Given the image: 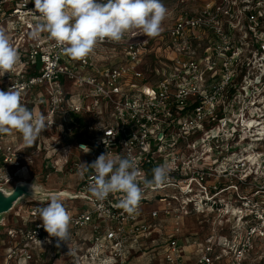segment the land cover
Masks as SVG:
<instances>
[{
  "label": "built area",
  "instance_id": "2783aa9c",
  "mask_svg": "<svg viewBox=\"0 0 264 264\" xmlns=\"http://www.w3.org/2000/svg\"><path fill=\"white\" fill-rule=\"evenodd\" d=\"M34 10V0H0V28L20 54L19 64L0 77V90L16 86L24 106L55 121L49 129L57 138L42 147L49 157L44 168L71 171L80 181L77 191L59 190L72 193L60 197L71 214L68 242L57 246L41 226L36 209L49 200H30V226L5 232L0 264H139L130 256L142 252L162 225L172 232L162 246L164 264H186L184 242L196 249L194 264L251 263L256 242L264 240V151L242 154L239 142L241 132L247 145L264 143V103L258 104L264 97V0H174L162 59L167 69L157 70L154 82L146 79L151 38L142 32L97 45L117 47L120 63L110 62L116 56L101 62L94 52L73 60L48 33L30 37L38 22ZM13 138L0 136V187L9 184L10 169L20 166ZM38 140L26 148H36ZM80 145L91 151L82 152ZM107 151L135 158L141 187L154 168L168 169L166 184L145 190L138 214L117 207L122 193L101 202L88 192L92 173L81 176L80 164ZM226 176L242 188L231 186V199H216L228 189L221 184ZM192 210L216 213L218 220L227 215L230 236L213 230L202 241H182ZM256 254L264 262V250Z\"/></svg>",
  "mask_w": 264,
  "mask_h": 264
},
{
  "label": "clouds",
  "instance_id": "9594fccd",
  "mask_svg": "<svg viewBox=\"0 0 264 264\" xmlns=\"http://www.w3.org/2000/svg\"><path fill=\"white\" fill-rule=\"evenodd\" d=\"M38 22L29 35L37 40L42 33L54 40L62 54L73 60H83L91 55L96 46L104 41L121 42L126 33L140 30L149 38L158 37L163 31V22L168 9L161 0H34ZM20 54L11 43L7 32L0 28V77L11 73L19 64ZM21 91L10 87L0 90V136L18 132L25 146H33L41 134L55 121L44 114L36 115L21 102ZM105 142V141H104ZM84 153L91 149L80 145ZM80 175L90 171L88 192L96 201H104L110 194L122 193L117 204L128 215L138 214L146 189L168 182L166 166L152 170L151 180L145 179L143 187L138 177L141 172L130 154L126 157L102 153L91 164L81 162ZM32 195H36L32 191ZM46 206L36 209L42 227L49 238L68 242L71 214L57 195H51ZM51 242V239H49Z\"/></svg>",
  "mask_w": 264,
  "mask_h": 264
},
{
  "label": "rangeland",
  "instance_id": "374dc122",
  "mask_svg": "<svg viewBox=\"0 0 264 264\" xmlns=\"http://www.w3.org/2000/svg\"><path fill=\"white\" fill-rule=\"evenodd\" d=\"M101 2H104V0H101ZM163 5L168 9V15L167 18L163 22V31L162 33L155 38H151L150 41V52L148 53V56L145 57V62L147 63V66H149V71L146 73V79L148 82H154L156 80V77L158 76L157 70L162 73V71L167 69V65L163 64V56L165 55V58L167 56V53L164 54V48L168 42V33L167 30L172 24V17L171 14L172 6L174 3V0H161ZM134 31H140V30H132L129 31V33H132ZM94 53L99 58V61H110L112 56H116L114 58H111V61L113 64L120 63L124 60L123 56H119L117 54V47L112 46H96ZM116 53V54H115ZM108 62V63H110ZM261 90L264 91V88ZM264 94V93H263ZM258 104L261 105L264 103V97H259ZM34 113L38 112L39 109L32 110ZM260 116L263 115V113H259ZM86 121L88 122L89 119L86 117ZM255 132L253 135L258 133L260 128L254 129ZM240 136V152L242 154H246L247 152L251 153L252 150L259 149V151H264V143L257 144L255 143L257 140L250 138L251 140H256L255 142H251V145H247V138L246 133H241ZM257 135V134H256ZM8 138H13L12 135H8ZM57 138V133L53 131L52 129L45 130L41 136L39 137L38 146L36 148H26L22 142V138L20 134L15 135L13 138L14 141H16V147L20 150L21 155H19L16 159L20 163L19 167H14L10 169L11 176H7L10 180L9 184H6L8 187H12L16 185V183L25 181H35L38 184L42 185L47 190H62L67 189L68 191H77V184L80 181V177L69 172L64 173H55L50 172L47 169L44 168V161L48 159L49 157L46 156V151L42 150L43 143L49 144L50 142L55 141ZM252 140V141H253ZM41 143L40 147L39 144ZM46 144V145H47ZM246 149V150H245ZM50 155V153H48ZM262 158V157H261ZM261 158H259L261 161ZM261 164V165H260ZM259 166L263 169V162L259 163ZM217 177V176H216ZM217 181H211V185H216ZM221 184L225 185V187H228L227 190H225L224 193L219 195L218 197H215L216 199H225L229 200L232 198V196L235 194L234 189L230 188L231 186L239 185L242 188V185L238 183L237 180L232 179L230 176L223 177L221 179ZM4 186V185H3ZM239 187V189H241ZM247 192V190H245ZM243 191H240V193H245ZM199 198V196H197ZM78 204V201L76 202ZM28 203L26 201L21 202L17 204L15 207H13L7 214H4V220L0 225V231L6 232L9 229H14L15 231L25 230L30 225L26 221V215L25 210L28 207ZM148 206L146 209H149ZM192 210V213H190L188 216H186V219L184 220V225L182 229V241L186 239H199L203 240L204 237H206L208 234L213 232V230L217 231L222 236L229 235L230 233V227L233 225L232 220H227L228 216H224L223 219H217L216 213L211 214H201L197 213L196 211ZM225 215V214H224ZM171 226L168 225H162V227L158 228L157 230H152L151 235L149 236V239L143 243V251L139 252L135 255L130 256V261H133V263H139V264H164L162 262V246H164L165 239L169 237L171 234ZM5 235V234H4ZM185 246L183 258L186 264H194L195 258H196V249L194 246L192 247H186L185 242L182 244ZM260 249V250H259ZM261 250H264V240H259L256 242V248H255V255H253L251 258H253V261L249 264H264V262H260L259 260V254H256L257 252H260ZM154 251V252H153ZM69 257V256H68ZM260 262V263H259ZM50 264V263H49ZM63 264H66L64 261Z\"/></svg>",
  "mask_w": 264,
  "mask_h": 264
},
{
  "label": "water",
  "instance_id": "95a60500",
  "mask_svg": "<svg viewBox=\"0 0 264 264\" xmlns=\"http://www.w3.org/2000/svg\"><path fill=\"white\" fill-rule=\"evenodd\" d=\"M33 190L36 195H32ZM51 195H57L60 198L62 195L70 196L72 193L47 190L35 181H21L12 187H8L7 185L0 187V225L4 220V214H7L17 204L30 200L46 202Z\"/></svg>",
  "mask_w": 264,
  "mask_h": 264
},
{
  "label": "crops",
  "instance_id": "0c3cea01",
  "mask_svg": "<svg viewBox=\"0 0 264 264\" xmlns=\"http://www.w3.org/2000/svg\"><path fill=\"white\" fill-rule=\"evenodd\" d=\"M4 234H5L4 231H0V243H1V241H5V240H6V239H5L6 237H5ZM4 246H5V245H4ZM4 246L0 244V251H2V250L4 249V248H3Z\"/></svg>",
  "mask_w": 264,
  "mask_h": 264
}]
</instances>
